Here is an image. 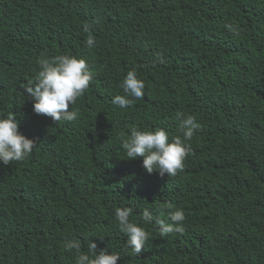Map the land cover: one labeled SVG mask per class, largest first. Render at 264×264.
Returning <instances> with one entry per match:
<instances>
[{
	"label": "trees",
	"instance_id": "trees-1",
	"mask_svg": "<svg viewBox=\"0 0 264 264\" xmlns=\"http://www.w3.org/2000/svg\"><path fill=\"white\" fill-rule=\"evenodd\" d=\"M60 54L85 59L92 79L69 106L78 118L56 123L24 88ZM133 69L144 96L120 109L112 98ZM9 112L36 146L0 163V264H75L74 239L118 264H264V0H0V116ZM178 114L199 123L182 170L162 177L143 157L126 160L122 133L182 136ZM118 207L150 233L139 255ZM177 208L183 233L161 237L141 219L148 209L170 223Z\"/></svg>",
	"mask_w": 264,
	"mask_h": 264
},
{
	"label": "clouds",
	"instance_id": "clouds-1",
	"mask_svg": "<svg viewBox=\"0 0 264 264\" xmlns=\"http://www.w3.org/2000/svg\"><path fill=\"white\" fill-rule=\"evenodd\" d=\"M227 27L236 31L232 25ZM89 31V25H84ZM96 45L95 37L89 34L86 46L91 49ZM92 73L88 63L83 58L71 54H60L51 58H42L39 61V71L34 80H30L24 88L27 100L33 102V112L37 115L50 117L54 122L75 121L78 118L76 110H69L78 97L88 89ZM123 95H115L112 104L120 109L130 107L135 100L144 96L145 83L138 78L137 72L129 70L120 85ZM179 130L182 133L170 139L169 133L163 128L154 130L130 129L129 134H121L120 144L127 157L126 160H136L143 157L142 167L152 174L158 172L175 176L184 167V161L189 153L187 142L191 140L199 123L192 115L178 114ZM36 142L19 131V121L15 112L0 116V163L5 165L25 160L33 151ZM115 218L119 229L126 234V246L139 255L146 247L150 233L137 223L130 221L132 209L118 207L115 209ZM141 219L145 224L155 223L159 227L161 237L172 233H183L185 213L182 208L168 212L170 223L163 219L154 218L152 213L145 209ZM68 249L76 253L75 264H118L121 256L107 249H98L96 242L91 240L87 244V251H81V242L74 239L66 243Z\"/></svg>",
	"mask_w": 264,
	"mask_h": 264
}]
</instances>
